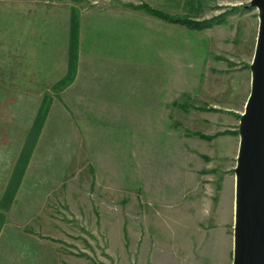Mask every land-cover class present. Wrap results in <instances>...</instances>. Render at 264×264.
<instances>
[{
	"label": "rangeland",
	"instance_id": "obj_1",
	"mask_svg": "<svg viewBox=\"0 0 264 264\" xmlns=\"http://www.w3.org/2000/svg\"><path fill=\"white\" fill-rule=\"evenodd\" d=\"M251 1L0 0V264H233L239 127L260 24ZM92 29L123 34L136 84L156 83L159 108L127 112L86 182L71 140L42 129ZM59 35L68 72L27 112L44 88L40 66L50 74L62 56Z\"/></svg>",
	"mask_w": 264,
	"mask_h": 264
},
{
	"label": "crops",
	"instance_id": "obj_2",
	"mask_svg": "<svg viewBox=\"0 0 264 264\" xmlns=\"http://www.w3.org/2000/svg\"><path fill=\"white\" fill-rule=\"evenodd\" d=\"M83 33L76 42L77 62L71 81L51 100L42 134L54 133L58 138L63 136L71 140L67 146L73 150L71 167L81 172L77 176L89 182L92 180L90 168L94 166L93 152L109 151L110 134L121 132L124 123L121 125L120 120L126 118L127 112L150 113L153 118V112L157 116L159 107L156 83L139 80L136 84L135 72L139 70V64L136 63L133 48H129L131 46L124 41L122 33L92 29L85 32L86 38ZM55 39L56 51L62 56L50 64V74H47L46 67L44 70L40 66L39 72H46L38 76L40 80H45L44 85L40 86L44 88L38 91V95L30 96L27 106L24 104L27 112L33 109L37 112L43 100L41 95L68 72L70 41L67 36L61 35ZM38 54L41 55L40 49ZM42 60L46 59L42 57ZM25 67L24 64L23 72ZM37 68L39 65L31 61L29 77L31 71ZM31 103H34L33 108Z\"/></svg>",
	"mask_w": 264,
	"mask_h": 264
},
{
	"label": "water",
	"instance_id": "obj_3",
	"mask_svg": "<svg viewBox=\"0 0 264 264\" xmlns=\"http://www.w3.org/2000/svg\"><path fill=\"white\" fill-rule=\"evenodd\" d=\"M251 6L259 10L260 24L239 127L233 264H264V0H252Z\"/></svg>",
	"mask_w": 264,
	"mask_h": 264
},
{
	"label": "trees",
	"instance_id": "obj_4",
	"mask_svg": "<svg viewBox=\"0 0 264 264\" xmlns=\"http://www.w3.org/2000/svg\"><path fill=\"white\" fill-rule=\"evenodd\" d=\"M139 7L140 8H143L147 13H149V14H151L153 16H156L158 18L164 19L165 21H168V22L180 23V24H187V22H188L187 19L179 18V17H176V16L169 15V14H167L165 12H162V11H159L157 9L152 8V7H150L147 4H143V5L139 6ZM135 8H137V7H135ZM199 135L202 138H206V139H209L210 138V137H207V136L204 137L202 134H199Z\"/></svg>",
	"mask_w": 264,
	"mask_h": 264
}]
</instances>
